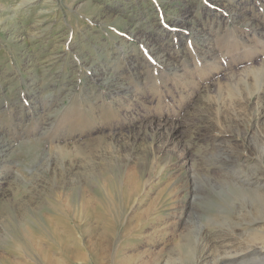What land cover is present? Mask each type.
I'll return each mask as SVG.
<instances>
[{
	"label": "rangeland",
	"instance_id": "rangeland-1",
	"mask_svg": "<svg viewBox=\"0 0 264 264\" xmlns=\"http://www.w3.org/2000/svg\"><path fill=\"white\" fill-rule=\"evenodd\" d=\"M263 169L264 0H0V264H264Z\"/></svg>",
	"mask_w": 264,
	"mask_h": 264
},
{
	"label": "bare ground",
	"instance_id": "bare-ground-1",
	"mask_svg": "<svg viewBox=\"0 0 264 264\" xmlns=\"http://www.w3.org/2000/svg\"><path fill=\"white\" fill-rule=\"evenodd\" d=\"M23 2H25V1H23ZM21 3H22V1H21ZM152 41H154V40H152ZM122 42V41H121ZM150 43V42H149ZM119 46V45H118ZM121 47V46H120ZM107 48V47H106ZM118 50V49H117ZM124 50V49H123ZM155 50V49H154ZM108 52V51H107ZM164 55V54H163ZM158 57H159V55H158ZM82 60V59H81ZM75 61V60H74ZM87 61V60H86ZM54 65V64H53ZM52 65V66H53ZM88 67V66H87ZM44 73V72H43ZM83 76V75H82ZM78 80V79H77ZM92 82V81H91ZM246 101H247V99H246ZM256 101V100H255ZM250 102V101H249ZM256 103V102H255ZM257 104V103H256ZM218 105V104H217ZM237 106V105H236ZM221 107V106H220ZM219 108V107H218ZM227 109V108H226ZM217 110V109H216ZM224 110V109H223ZM218 112H219V109H218ZM258 112V111H257ZM256 112V113H257ZM255 115V114H254ZM255 118V117H254ZM226 119V118H225ZM217 121V120H216ZM222 120L220 119V122H216L215 124H214V127H216V132H218V139L220 140V142H223L224 141V139H225V137H222L221 135H223L224 134V132H226L227 130H225V129H222V127H223V123L221 122ZM224 122V121H223ZM253 126H256L255 124L253 125ZM170 133H172V132H170ZM170 133H168V134H170ZM228 137V136H227ZM233 139V138H232ZM236 139V138H235ZM212 140V139H211ZM214 143V142H213ZM176 144V143H175ZM221 144V143H220ZM164 146V145H163ZM162 148V147H161ZM173 148H175V147H173ZM183 149V148H182ZM173 150V149H172ZM183 152H185L184 150H182ZM171 152V151H170ZM177 152V151H176ZM182 153V152H181ZM155 154V153H154ZM172 154V153H171ZM155 156V155H154ZM181 156H182V154H181ZM225 156H227V155H225ZM179 157V156H178ZM183 157V156H182ZM240 157V156H239ZM155 158H156V156H155ZM154 158V159H155ZM169 158V157H168ZM246 158V157H245ZM165 159H167V158H165ZM170 159V158H169ZM188 159V158H187ZM247 159H248V157H247ZM164 160V159H163ZM242 160V159H241ZM244 160V159H243ZM167 161V160H166ZM169 161L170 160H168V162L167 163H169ZM178 161H179V158H178ZM238 161H240V160H238ZM248 161V160H247ZM242 162V161H241ZM163 163V162H162ZM237 163V162H236ZM238 163H240V162H238ZM249 163V162H248ZM254 163V162H253ZM235 164V163H234ZM161 165H163V164H161ZM168 165V164H167ZM162 169V168H161ZM250 174H252L251 176H253V177H251V178H254L255 180L253 181V182H251V183H249L250 181H246V180H244V178H239V180L238 181H236V183H231V184H229V187H230V189L232 190V192H235V193H240V194H253V195H256L257 197L259 196V197H263L264 198V191H260V190H262V188L264 187V169L263 170H260L259 172H253V173H250ZM250 178V179H251ZM249 179V178H248ZM246 181V182H242V183H240V181ZM258 180V181H257ZM260 180V181H259ZM230 182V181H229ZM253 185H256V186H258V187H254ZM253 186V187H252ZM243 196V195H242ZM262 199V198H261ZM260 225V224H259ZM258 225V226H259ZM263 225H264V221H263ZM263 227V226H262ZM234 229V228H233ZM224 230V229H223ZM222 230V231H223ZM203 231V230H202ZM228 231V230H227ZM252 231H256L255 230V227L251 230V232ZM204 232V231H203ZM262 232V231H261ZM261 232H259V233H261ZM181 233V232H180ZM227 233V232H226ZM240 233V232H239ZM182 235H183V233H181ZM206 234V233H205ZM230 234V233H229ZM242 234V233H241ZM253 234V233H252ZM231 235V234H230ZM186 236V235H185ZM200 236V235H199ZM202 239L204 238V235L202 234ZM218 237H222V235H221V233L218 235ZM186 238V237H185ZM199 238V237H198ZM197 238V239H198ZM179 239H180V237H179ZM257 240V242H255V241H253V240ZM184 241V239H182L181 238V240L180 241H178V242H183ZM197 241V240H196ZM229 241V240H228ZM252 241H253V243H254V245H256V244H258V245H260V246H264V234H258V235H256L255 237H254V239H252ZM199 242V241H198ZM249 242V241H248ZM247 242V243H248ZM19 243V242H18ZM183 244H185V243H183ZM253 245V246H254ZM21 246V245H20ZM37 246H40V245H38L37 244ZM249 246V248L251 247V245H249V243H248V245H246V246H244V248L243 249H241V250H244V251H246V248ZM95 247V246H94ZM25 248V247H24ZM23 248V249H24ZM46 248V247H45ZM236 248V247H235ZM248 248V249H249ZM18 249H20V248H18ZM35 249V248H34ZM40 249H41V246H40ZM193 249V248H192ZM26 250V249H25ZM32 250V249H31ZM231 250V249H230ZM45 251V250H44ZM233 251V250H232ZM231 251V252H232ZM236 251V250H235ZM238 251V250H237ZM195 252V251H194ZM54 254V253H53ZM98 254V253H97ZM236 254H238V252H233V253H228L227 252V254H226V256L228 257V256H231V255H236ZM237 256V255H236ZM226 257V258H227ZM44 258V257H43ZM193 264H198V255L197 254H194L193 255ZM229 258V257H228ZM231 258V257H230ZM221 259H222V257H221ZM41 261V260H40ZM59 261V260H58ZM48 262V261H47ZM46 262V263H47ZM49 263V262H48ZM235 264V263H234Z\"/></svg>",
	"mask_w": 264,
	"mask_h": 264
}]
</instances>
